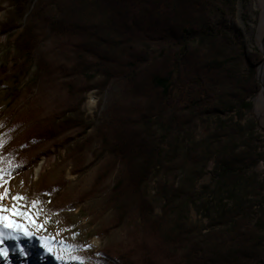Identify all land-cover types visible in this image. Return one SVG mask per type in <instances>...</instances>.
Wrapping results in <instances>:
<instances>
[{
    "label": "rangeland",
    "instance_id": "374dc122",
    "mask_svg": "<svg viewBox=\"0 0 264 264\" xmlns=\"http://www.w3.org/2000/svg\"><path fill=\"white\" fill-rule=\"evenodd\" d=\"M37 2L29 0L27 15L17 21L16 6L0 0V206L8 209L0 212V230L20 236L0 244L7 254L0 264H142L150 243L143 197L159 215L176 196L188 223L202 233L249 217L264 247V108L255 101L263 88L264 32L255 0H211L209 9L212 26L234 31L247 55L257 85L251 107L238 103L231 114H206L186 130H169L162 164L141 194L115 191L121 167L105 155L98 131L124 82L71 92L60 70L66 43L45 28L33 57L20 58L16 41L31 17L39 20ZM248 149L257 156L244 170L218 168L217 156Z\"/></svg>",
    "mask_w": 264,
    "mask_h": 264
},
{
    "label": "trees",
    "instance_id": "16d2710c",
    "mask_svg": "<svg viewBox=\"0 0 264 264\" xmlns=\"http://www.w3.org/2000/svg\"><path fill=\"white\" fill-rule=\"evenodd\" d=\"M10 1L16 20L24 19L29 0ZM210 5L211 0H38L39 20L31 17L17 38L24 60L33 57L43 28L64 40L68 59L60 70L75 94L82 87L86 93L124 82L110 118L98 128L105 155L121 167L115 191H144L162 164L169 130H186L206 114H231L238 103L251 107L257 85L247 55L234 31L212 26ZM256 156L234 150L216 160L219 169L232 173ZM175 197L159 215L145 197L141 201L150 237L142 264L264 262L262 239L249 217L238 216L230 229L202 233L188 223Z\"/></svg>",
    "mask_w": 264,
    "mask_h": 264
},
{
    "label": "bare ground",
    "instance_id": "6f19581e",
    "mask_svg": "<svg viewBox=\"0 0 264 264\" xmlns=\"http://www.w3.org/2000/svg\"><path fill=\"white\" fill-rule=\"evenodd\" d=\"M254 9H260L261 8V15L259 16V30L261 32H264V0H255V4L253 5ZM261 39L263 41V48H264V36H261ZM261 76L263 79V88L260 91L259 95L256 97V104L258 108H264V67L261 70ZM44 168V163H40L39 166L36 168V174L38 175Z\"/></svg>",
    "mask_w": 264,
    "mask_h": 264
},
{
    "label": "snow or ice",
    "instance_id": "6c2138e0",
    "mask_svg": "<svg viewBox=\"0 0 264 264\" xmlns=\"http://www.w3.org/2000/svg\"><path fill=\"white\" fill-rule=\"evenodd\" d=\"M4 193H0V200L3 199ZM3 211H8V209H4L2 206H0V212ZM12 211L15 213V209H12ZM5 218L3 216H0V222H3ZM9 221H11V218H8ZM19 240L20 236L19 234L13 233V232H4L2 230H0V244H2L4 242V240ZM20 253L23 255L24 254V250L23 249H19ZM0 257L4 258L5 260H7V254L5 252V250L3 248H0ZM10 264V262H9Z\"/></svg>",
    "mask_w": 264,
    "mask_h": 264
}]
</instances>
